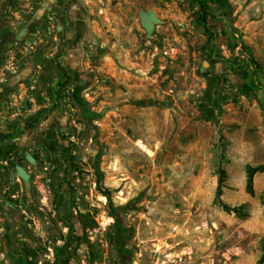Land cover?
I'll return each instance as SVG.
<instances>
[{
  "label": "rangeland",
  "instance_id": "rangeland-1",
  "mask_svg": "<svg viewBox=\"0 0 264 264\" xmlns=\"http://www.w3.org/2000/svg\"><path fill=\"white\" fill-rule=\"evenodd\" d=\"M208 3L0 0V264H264V0Z\"/></svg>",
  "mask_w": 264,
  "mask_h": 264
},
{
  "label": "trees",
  "instance_id": "trees-1",
  "mask_svg": "<svg viewBox=\"0 0 264 264\" xmlns=\"http://www.w3.org/2000/svg\"><path fill=\"white\" fill-rule=\"evenodd\" d=\"M194 1L197 2L200 6V11H201L200 19H201V21L204 24H207L209 21V17L211 16V13H210L211 6L209 5L208 0H194ZM251 63L258 65V62L254 58L251 59ZM60 69L62 72V79L58 82L57 87L51 88V93H52V96L54 98V103L51 107L52 109L60 106L61 99L63 97V91L65 88H67L71 84V75L69 74L67 69L61 65H60ZM84 90H85V84L84 83H77L73 87L72 95H73L75 103L83 109L86 117L91 121L94 117L97 116V113L91 109L87 100L84 98V96H83ZM31 126H33V124ZM15 136H16V130H14L12 132L0 134V153H1V146L3 145V143H5L7 140L15 138ZM18 151L16 152L17 153L16 155L18 158H20L19 157L20 154L18 155ZM21 153H23V152H21ZM100 155H101V153L98 154V159L100 158ZM16 161L17 160L14 157L10 158L9 165L12 167L16 166L17 165ZM258 170H259V168H251L249 171L248 191L250 193H254V175ZM97 173H98L99 189L108 198L109 203H110L109 206L111 209V215L115 219V222L113 224L112 229H113V232L117 236L116 239L118 242V251H119L121 257H126L128 254V252H127L128 250L125 248V243L122 240H124V238H127L129 236V228L123 224L122 217L120 214V210L115 208V206L113 204L111 191L108 188H106L103 184V174L101 173L99 167H98ZM223 183H224V178L222 177L220 179L219 192L222 191ZM6 228L9 229L8 226ZM9 243H10V247H11L9 250L10 251L9 255L11 256V259L15 260V264L24 263V261H25L24 255H20V256L15 255V246H14V241H13L12 237H9Z\"/></svg>",
  "mask_w": 264,
  "mask_h": 264
},
{
  "label": "flooded vegetation",
  "instance_id": "flooded-vegetation-1",
  "mask_svg": "<svg viewBox=\"0 0 264 264\" xmlns=\"http://www.w3.org/2000/svg\"><path fill=\"white\" fill-rule=\"evenodd\" d=\"M128 254H129V252H128ZM128 254H127V255H128Z\"/></svg>",
  "mask_w": 264,
  "mask_h": 264
}]
</instances>
